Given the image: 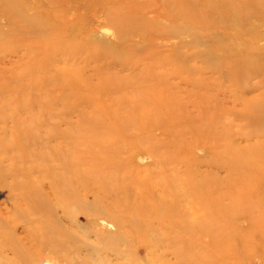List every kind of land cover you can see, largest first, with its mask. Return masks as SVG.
Here are the masks:
<instances>
[{
    "label": "rangeland",
    "instance_id": "374dc122",
    "mask_svg": "<svg viewBox=\"0 0 264 264\" xmlns=\"http://www.w3.org/2000/svg\"><path fill=\"white\" fill-rule=\"evenodd\" d=\"M0 264H264V0H0Z\"/></svg>",
    "mask_w": 264,
    "mask_h": 264
},
{
    "label": "bare ground",
    "instance_id": "6f19581e",
    "mask_svg": "<svg viewBox=\"0 0 264 264\" xmlns=\"http://www.w3.org/2000/svg\"><path fill=\"white\" fill-rule=\"evenodd\" d=\"M256 223V222H255Z\"/></svg>",
    "mask_w": 264,
    "mask_h": 264
}]
</instances>
